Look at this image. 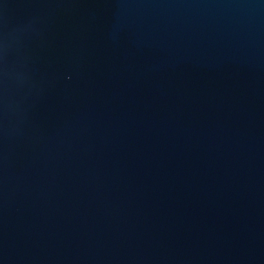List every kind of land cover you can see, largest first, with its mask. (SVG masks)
<instances>
[{"label":"water","instance_id":"water-1","mask_svg":"<svg viewBox=\"0 0 264 264\" xmlns=\"http://www.w3.org/2000/svg\"><path fill=\"white\" fill-rule=\"evenodd\" d=\"M0 264H264V0H0Z\"/></svg>","mask_w":264,"mask_h":264}]
</instances>
